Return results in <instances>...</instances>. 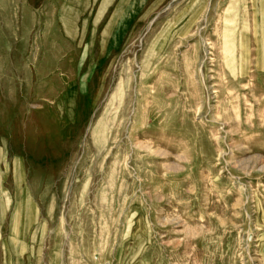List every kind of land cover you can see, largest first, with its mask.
<instances>
[{"label": "rangeland", "instance_id": "374dc122", "mask_svg": "<svg viewBox=\"0 0 264 264\" xmlns=\"http://www.w3.org/2000/svg\"><path fill=\"white\" fill-rule=\"evenodd\" d=\"M0 264H264V0H0Z\"/></svg>", "mask_w": 264, "mask_h": 264}]
</instances>
